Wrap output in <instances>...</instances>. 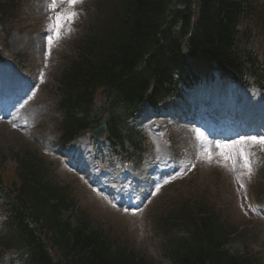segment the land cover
<instances>
[{"label":"trees","instance_id":"obj_1","mask_svg":"<svg viewBox=\"0 0 264 264\" xmlns=\"http://www.w3.org/2000/svg\"><path fill=\"white\" fill-rule=\"evenodd\" d=\"M119 6L113 19L103 26L105 30L111 26L109 48L98 64L88 60L90 64L83 66L86 73L84 70L82 73L90 82L111 83L118 81L124 73L128 79L122 84L126 96L138 93L142 88L140 82H136L131 66L149 43L155 46L149 66L158 77V86L173 83L168 71H163L166 65L178 68L180 75L191 64L207 68L215 58L222 69L238 73L244 66L238 53H243L248 29L243 24L254 16L261 19L252 0H125ZM163 20L165 29L160 24ZM170 29L179 30L177 38H173L174 32L170 33ZM29 185L32 189L27 190ZM16 191L26 198L36 191L37 200L46 203L43 191L36 183L23 179ZM44 192L48 198L55 197V192L48 188ZM8 205L13 208V204ZM26 207L20 205V210L14 213L11 221L14 234L6 244L20 254H25V250L31 253L27 264H144L141 258H136L125 248L110 251L109 243L95 235V231L85 236L84 225L75 231L77 245L83 247L69 255L67 245L57 247L61 239L55 234L60 227L53 221L33 220L35 213ZM24 215L32 220L31 225H27L28 217ZM186 215L194 226L188 230L189 237L177 240L170 252L176 264H253L250 257L231 255L222 247L231 231L217 218L215 209L210 210V215L194 210ZM190 220L183 219L184 222ZM24 240L31 244L28 249Z\"/></svg>","mask_w":264,"mask_h":264},{"label":"rangeland","instance_id":"obj_2","mask_svg":"<svg viewBox=\"0 0 264 264\" xmlns=\"http://www.w3.org/2000/svg\"><path fill=\"white\" fill-rule=\"evenodd\" d=\"M44 1L45 6H43L45 9L46 2L50 0ZM88 2H86L82 6V11L79 14V17L72 21L71 24L75 23L78 27L83 28L88 23L90 12L92 11L94 5L93 1H91V5L90 3L88 4ZM24 8L27 10V12L23 13V17L26 16L28 20L40 19L39 17H42L48 11L47 8L46 13H43V11H41V13L38 14L37 8H35L32 4L30 5V7L26 5ZM50 17H52L51 14H49V18ZM46 20L47 19L45 18V20L42 22L43 30H40V32L46 30L45 33H47L48 36L50 33L48 32L47 26L53 23V21L49 19L50 21H48V23ZM71 24L64 25L65 34L63 35V38L61 40L56 42V44H58L60 47L56 50V56L53 57L51 61L50 68H52V71L54 70L55 66L59 64V61L57 60L59 52H62L64 54L69 50L71 41L75 37L74 35L77 33L76 30L70 26ZM69 29L71 30L69 31ZM26 34L27 30L14 31L12 34H10L8 38L9 49L11 50L13 48L15 52L19 51L20 47H22L24 44L22 39L26 38L27 35H29ZM65 35L72 36L65 37L69 39L64 41ZM29 36L37 39L38 32L35 33V37L34 34H31ZM41 51L42 50L40 49L35 52V54H31L35 65L39 63L40 56H42L40 54ZM49 52V49H47L44 54V58L47 57ZM48 72L49 74H51L50 71ZM53 73L55 74V72ZM47 87H49V85ZM48 93L49 92L47 89L42 88L38 96H36L35 104L46 105V108L50 109L51 96L45 99V95H48ZM194 140L195 142L190 143L188 146V158H191L190 163L192 165L199 161V167L197 173L193 175L192 178L188 177V179H191L186 185H184L182 190H184L186 194L188 192L194 193L195 198H204L206 200H210V196L213 194L212 196L216 195L219 198H226L227 200L231 201V212L235 215L236 224L239 225L240 230L242 229V232L244 233L241 242L243 240V244L245 243L247 247H257L259 249L264 248V242H262L264 240V205H258L256 208L249 209L248 202L246 200L247 194L249 196L248 187L246 186V183H248V181L246 180V176L242 175V173L245 171L240 167L242 161H240L239 157L237 156L235 171H233L232 162H225L223 158L218 155V153L220 152V149L217 147L218 143H215L214 147L210 144V147L200 148L201 138L196 137ZM230 141L233 142L234 140ZM36 144V142H31L30 139L24 137V135L20 133V128H18L17 126H12L9 128L6 124L0 123V164L5 165L6 168L15 166L16 161L14 160V155H23L24 152H31L36 155H39V153L43 154L42 151L35 148ZM246 147H248V150H252L250 146L247 145ZM246 147L244 148V150L248 154L249 152L248 150H246ZM209 153H211L212 155L211 162H208L207 160V155ZM168 154H170V150H168ZM47 159L48 158H46V162ZM255 165L252 166V172H255ZM237 175H240L239 181H237L236 179ZM241 183L244 184L243 188L240 187ZM211 185H215L217 187L211 188ZM173 189L174 187H171V185L164 187L161 193L162 197L166 195L171 197L173 195ZM154 191L156 193V189ZM210 192H212V194H210ZM124 193H128L127 188L124 189ZM82 195L78 200L79 205L84 204V201H86V199H89L90 207H92L95 212H99L98 217L101 220L112 222L111 214H114L115 212H113L110 208L103 204L101 200L96 199L94 197L93 190H86L85 193H82ZM249 198L253 199V196L250 195ZM122 209H124L122 210V213H124V215H122L123 224H121L119 230L130 231L132 233L134 246L139 251V253L143 252V250H147L148 253H150V256L152 254L153 256L159 257L160 254L163 253L164 243L154 235L152 225L149 221V216L145 214L153 212L155 213V210L159 211V204L157 203V201L153 204H150L149 210L143 212L140 216L135 210V214H133L134 212L130 214L135 217H128L127 215H129V211L127 213L125 211V209L127 208ZM234 209H237V211H235ZM62 214L64 218L68 217V219L73 222L74 219L72 214L67 211H63ZM5 219L6 218L1 216L0 214V232H3L5 229ZM241 242H233L231 245L237 247L238 250H242V246L240 245Z\"/></svg>","mask_w":264,"mask_h":264},{"label":"snow or ice","instance_id":"obj_3","mask_svg":"<svg viewBox=\"0 0 264 264\" xmlns=\"http://www.w3.org/2000/svg\"><path fill=\"white\" fill-rule=\"evenodd\" d=\"M67 4V11H57L60 6V3ZM83 0H50L48 4V10L50 12H54V17H50L49 19L53 21V23L47 26L48 32L50 33L46 39L49 48L54 44V42H58L63 38L65 34L64 25L71 24L79 16V12L75 11V6L78 3H82ZM71 29H69L70 31ZM47 58V57H46ZM260 145L262 146L261 150H264V133H255V134H242L238 140H234L232 143L225 144H217V147L220 149L218 155H220L225 162H232V170L235 171L237 156L239 160L242 161L240 167L245 171L242 175L251 176L252 175V166L249 159V154H247L244 150V146L246 145ZM239 146V147H238ZM208 162L212 161V155L209 153L207 155ZM183 171V169H182ZM237 181L240 180V175L236 176ZM168 181H165L167 183ZM240 187L243 188L244 184L241 183ZM159 190V186H157V191ZM155 195V192H153ZM127 211V210H126ZM135 214V212L133 213Z\"/></svg>","mask_w":264,"mask_h":264},{"label":"bare ground","instance_id":"obj_4","mask_svg":"<svg viewBox=\"0 0 264 264\" xmlns=\"http://www.w3.org/2000/svg\"><path fill=\"white\" fill-rule=\"evenodd\" d=\"M191 110L193 111L194 110V105L191 106ZM210 112V111H209ZM212 112V111H211Z\"/></svg>","mask_w":264,"mask_h":264}]
</instances>
